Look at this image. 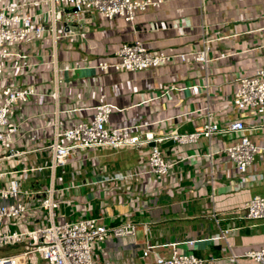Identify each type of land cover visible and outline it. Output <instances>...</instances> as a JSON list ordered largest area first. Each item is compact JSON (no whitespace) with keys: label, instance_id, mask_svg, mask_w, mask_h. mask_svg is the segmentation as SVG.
<instances>
[{"label":"crops","instance_id":"1","mask_svg":"<svg viewBox=\"0 0 264 264\" xmlns=\"http://www.w3.org/2000/svg\"><path fill=\"white\" fill-rule=\"evenodd\" d=\"M263 15L264 0H164L156 9L137 12L133 22L119 17L106 21L97 13L80 16L67 9L64 19L74 28L77 21L83 23L82 38L58 43L57 100L50 97L49 35L10 47L28 59L10 57L0 86L33 85L36 94L10 118L18 126L13 148L23 154L2 159L0 148V170L8 173L1 185L13 177L24 192L43 190L49 173L34 169L49 162V153L43 148L50 142L55 123L64 129L77 120H89L99 104L114 107L107 127L121 130L125 136L190 133L202 125L206 110L221 127L241 120L250 129L246 132L249 140L260 148L246 176H240L220 153L211 159L178 162L156 183L144 174L147 148L90 149L71 157L55 173L57 189L97 181L101 174L111 172H137L139 180L134 185L80 186L72 193L58 192L61 216L57 221L103 216L110 225L126 220L148 223L146 236L139 229L132 237L111 238L96 247L94 264H143L147 261L141 253L145 241L157 245L155 252L163 257L170 248L162 245L190 240H199L186 248L206 260L204 264H257L242 255L264 248V221L242 220L237 210L252 196H264V108L239 111L230 97L237 79L264 66ZM134 41L175 57L138 72L94 69L98 62L111 60L121 44ZM202 50L206 63L196 57ZM178 55H185L184 61ZM30 62L32 70L26 67ZM164 91V96H155ZM198 142V152L204 153L209 143L224 149L237 138L222 134ZM162 149L168 161L184 158V150L176 143ZM239 180L242 185H236ZM32 198L29 224L39 221V197ZM218 228L231 230L226 240H208L217 236ZM232 255L236 256L234 262L230 261Z\"/></svg>","mask_w":264,"mask_h":264},{"label":"built area","instance_id":"2","mask_svg":"<svg viewBox=\"0 0 264 264\" xmlns=\"http://www.w3.org/2000/svg\"><path fill=\"white\" fill-rule=\"evenodd\" d=\"M164 0H0V76L3 74L5 62L12 56L27 60V55H19L10 47L25 44L33 39L41 40L44 34L50 38V54L47 63L53 75V88L50 97L58 98L59 73L57 46L61 41L81 39L80 30L83 23L77 21L76 27L66 21L67 9H75L74 14L83 16L86 13H97L106 21L115 17L133 22L137 12L156 9ZM264 18V15H263ZM206 26H202L205 31ZM206 41H203L205 43ZM175 56L163 51H151L139 42L123 43L116 49L109 61H100L94 69L100 72L108 70L138 72L149 68H157L172 60ZM184 61L185 55H178ZM197 60L206 63L205 51L196 55ZM23 65L19 66L22 67ZM29 70L34 69L28 63ZM167 91L156 97L164 96ZM33 85L15 87L0 86V148L2 159H14L23 154L13 148L14 137L18 126L10 122L16 108L26 104L35 95ZM233 107L239 111L258 110L264 108V66L253 75L237 79V87L230 97ZM114 107L99 104L94 107L89 120H77L70 127L59 129L55 123L50 142L43 148L49 153V162L36 171L47 170L49 173L46 187L37 193L24 192L16 178L7 179L8 173L0 170V264H94L93 253L96 247L108 239L132 237L140 229L146 236L148 223L122 221L118 224H107L103 216L82 217L73 220L57 221L60 214V203L56 199L58 192H73L80 186L134 185L139 180L137 172H111L99 176V180H87L74 185L57 189L54 175L57 170L65 168L71 157L82 151L98 148L112 150L148 149L144 174L152 181L159 183L166 177L178 162L190 158H207L223 153L240 176L250 173L251 165L256 159L258 146L253 144L246 132L247 128L241 120H234L221 127L213 121L206 110L205 120L190 133L172 131L165 135H154L151 132L142 136H125L121 130L107 127ZM264 128V125H262ZM229 134L237 138V142L224 149H216L208 144L204 153H199L198 140L210 139L216 135ZM171 140L184 150V158L168 161L161 145ZM153 143L150 147L149 144ZM191 151L188 153V151ZM237 181L236 185H242ZM39 197L36 217L39 221L28 223L32 207V197ZM73 203V199L70 200ZM74 204V203H73ZM239 218L249 222L264 221V196L255 195L237 210ZM215 217V215H213ZM217 236L208 240H226L230 229H217ZM199 240L171 242L162 245L169 247L170 253L160 257L155 252L157 245L145 241L141 253L147 261L143 264H204L206 260L194 255L186 246L193 247ZM180 246H184L183 249ZM13 249V253H7ZM17 249V250H16ZM243 258L257 264H264V248L246 251ZM232 255L230 261L234 262Z\"/></svg>","mask_w":264,"mask_h":264},{"label":"water","instance_id":"3","mask_svg":"<svg viewBox=\"0 0 264 264\" xmlns=\"http://www.w3.org/2000/svg\"><path fill=\"white\" fill-rule=\"evenodd\" d=\"M73 12H75V9H73ZM172 143H173L172 141H168V142L164 143L163 145H161V148H165L169 144H172ZM149 146L152 147L153 146V143H150Z\"/></svg>","mask_w":264,"mask_h":264},{"label":"rangeland","instance_id":"4","mask_svg":"<svg viewBox=\"0 0 264 264\" xmlns=\"http://www.w3.org/2000/svg\"><path fill=\"white\" fill-rule=\"evenodd\" d=\"M17 250V249H16ZM14 251H13V249H10V250H8V252L7 253H13Z\"/></svg>","mask_w":264,"mask_h":264},{"label":"trees","instance_id":"5","mask_svg":"<svg viewBox=\"0 0 264 264\" xmlns=\"http://www.w3.org/2000/svg\"><path fill=\"white\" fill-rule=\"evenodd\" d=\"M57 171H58V170H57ZM57 171H56V172H57Z\"/></svg>","mask_w":264,"mask_h":264}]
</instances>
